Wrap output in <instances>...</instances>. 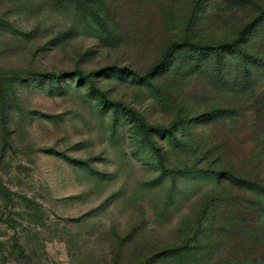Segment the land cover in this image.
<instances>
[{"label": "rangeland", "instance_id": "obj_1", "mask_svg": "<svg viewBox=\"0 0 264 264\" xmlns=\"http://www.w3.org/2000/svg\"><path fill=\"white\" fill-rule=\"evenodd\" d=\"M245 261L264 0H0V264Z\"/></svg>", "mask_w": 264, "mask_h": 264}, {"label": "trees", "instance_id": "obj_2", "mask_svg": "<svg viewBox=\"0 0 264 264\" xmlns=\"http://www.w3.org/2000/svg\"><path fill=\"white\" fill-rule=\"evenodd\" d=\"M247 28L246 29H244L242 32H241V34L239 35V37L235 40V41H233L232 43H227V44H224V45H221V46H218V47H209V46H204V47H202L200 50L202 51L201 53H208L209 51H211V50H214V51H218V50H223V49H235V48H237L241 43H242V41L244 40V38H245V35H246V32H247ZM184 46L183 45H172L171 46V48L170 49H175V48H180V49H182ZM18 251L19 252H23L24 250H23V248L22 247H18ZM185 254V252H184V250H181V251H175V250H173L172 252H171V255H167L166 257L167 258H169V259H171V258H173V257H181V256H183ZM19 257V260H21L22 258H23V256H18ZM229 264H231V263H229ZM241 264H249V262H247V261H245V262H243V263H241ZM254 264H262L261 262H257V261H254Z\"/></svg>", "mask_w": 264, "mask_h": 264}]
</instances>
